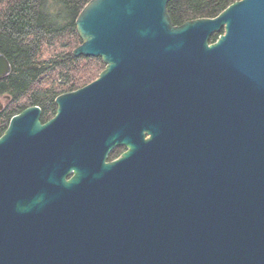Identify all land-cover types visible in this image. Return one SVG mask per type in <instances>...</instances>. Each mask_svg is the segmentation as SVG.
Segmentation results:
<instances>
[{"label": "water", "instance_id": "obj_1", "mask_svg": "<svg viewBox=\"0 0 264 264\" xmlns=\"http://www.w3.org/2000/svg\"><path fill=\"white\" fill-rule=\"evenodd\" d=\"M168 1L89 0L72 53L104 68L10 118L0 264H264V0Z\"/></svg>", "mask_w": 264, "mask_h": 264}, {"label": "trees", "instance_id": "obj_2", "mask_svg": "<svg viewBox=\"0 0 264 264\" xmlns=\"http://www.w3.org/2000/svg\"><path fill=\"white\" fill-rule=\"evenodd\" d=\"M88 1L0 0V53L10 64V72L0 78V135L13 115L31 105L40 107V120L45 122L56 111L57 95L89 83L104 68L99 57L72 53L81 43L75 19ZM233 1L169 0L167 9L179 25L214 17ZM217 36L213 34L210 41ZM123 149L115 147L108 159Z\"/></svg>", "mask_w": 264, "mask_h": 264}, {"label": "flooded vegetation", "instance_id": "obj_3", "mask_svg": "<svg viewBox=\"0 0 264 264\" xmlns=\"http://www.w3.org/2000/svg\"><path fill=\"white\" fill-rule=\"evenodd\" d=\"M6 100H7V99H6ZM4 101H5V100H4ZM120 147H121V146H120ZM123 148H124V149L120 152V154L125 150V147H123ZM120 154H119V155H120ZM119 155H118V156H119ZM118 156H117V157H118ZM115 158H116V157H115ZM115 158H113V159H115ZM111 160H112V159H111Z\"/></svg>", "mask_w": 264, "mask_h": 264}, {"label": "rangeland", "instance_id": "obj_4", "mask_svg": "<svg viewBox=\"0 0 264 264\" xmlns=\"http://www.w3.org/2000/svg\"><path fill=\"white\" fill-rule=\"evenodd\" d=\"M104 64V63H103ZM95 79V78H94ZM1 101V100H0ZM3 102V101H2Z\"/></svg>", "mask_w": 264, "mask_h": 264}]
</instances>
